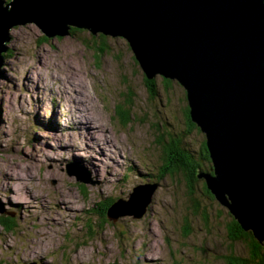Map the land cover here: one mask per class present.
<instances>
[{
	"label": "rangeland",
	"instance_id": "obj_1",
	"mask_svg": "<svg viewBox=\"0 0 264 264\" xmlns=\"http://www.w3.org/2000/svg\"><path fill=\"white\" fill-rule=\"evenodd\" d=\"M68 31L46 36L33 22L15 24L2 51L0 220L15 228L0 223V264L249 258L248 242L229 233L228 208L201 191L203 179L191 186L168 172L172 138L198 157L205 138L188 125L184 86L145 78L122 35Z\"/></svg>",
	"mask_w": 264,
	"mask_h": 264
},
{
	"label": "water",
	"instance_id": "obj_2",
	"mask_svg": "<svg viewBox=\"0 0 264 264\" xmlns=\"http://www.w3.org/2000/svg\"><path fill=\"white\" fill-rule=\"evenodd\" d=\"M24 22L46 36L122 35L145 78L177 79L212 159L199 176L264 241V0H0V66Z\"/></svg>",
	"mask_w": 264,
	"mask_h": 264
},
{
	"label": "trees",
	"instance_id": "obj_3",
	"mask_svg": "<svg viewBox=\"0 0 264 264\" xmlns=\"http://www.w3.org/2000/svg\"><path fill=\"white\" fill-rule=\"evenodd\" d=\"M46 38L47 37H45L44 39ZM46 40H48V38ZM150 80L152 81L153 78ZM118 107L119 109H121V112H119L121 116H123L124 119L129 118L128 116L129 112L127 110L124 111L121 106H118ZM185 115L189 122L188 123L189 127L198 128V124L194 122L191 118L189 105H187L185 108ZM168 148H170L169 150H170L171 158H172L171 161L173 163V164H170L171 168L170 167L168 168V172H170L171 174H174L176 172H180V173L182 172L187 178V180L189 181L191 186H193V184L199 181L200 179H203V182H202L203 185H202L201 191L204 192V194L209 199L216 198L214 193L209 189L208 184L206 183L205 176L201 178L199 177V174H202L203 172H209V171L213 172V167L211 166L209 168H207L206 166L202 167L205 165L202 163V160H206L210 164L212 163V159L210 157V151L206 143V135L203 141L201 152L199 153V157L186 144H183L182 146L180 144V141L177 138L175 139V137L172 138L171 141H169ZM199 158L202 160H200ZM198 204L199 202L195 200L194 207H197ZM108 205L109 203L106 205V208H104L105 212H107L108 210ZM6 218L7 217L2 218L0 220V223H2L4 226H6L9 229L15 228V223L13 222L12 218L10 219H6ZM228 228L230 231L229 233L234 238L236 239L240 238V239L246 240L251 249V252H250L251 255L249 256V258H244L242 256H231L229 260V264H254V263L264 264V241L263 242L259 241L258 238H256L255 235H253L252 231L244 230L243 227L240 225V223L237 221V219H234V217H232L230 223L228 224Z\"/></svg>",
	"mask_w": 264,
	"mask_h": 264
},
{
	"label": "bare ground",
	"instance_id": "obj_4",
	"mask_svg": "<svg viewBox=\"0 0 264 264\" xmlns=\"http://www.w3.org/2000/svg\"><path fill=\"white\" fill-rule=\"evenodd\" d=\"M78 98H79V96H77ZM87 113V112H86ZM81 116V115H80ZM82 123V121L80 122V124ZM92 124V123H91ZM87 126H88V124H87ZM96 127V126H95ZM57 130V129H56ZM90 133V131H88V134ZM88 145H89V143H88ZM76 149V148H75ZM90 158L92 159L93 157L92 156H90ZM92 160H94V159H92ZM98 161V160H97ZM208 183V182H207Z\"/></svg>",
	"mask_w": 264,
	"mask_h": 264
}]
</instances>
